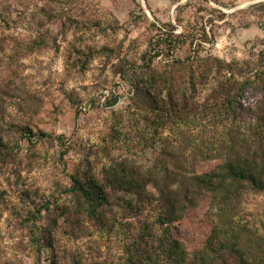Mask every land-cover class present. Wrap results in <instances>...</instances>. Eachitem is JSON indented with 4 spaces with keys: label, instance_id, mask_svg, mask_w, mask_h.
I'll use <instances>...</instances> for the list:
<instances>
[{
    "label": "rangeland",
    "instance_id": "374dc122",
    "mask_svg": "<svg viewBox=\"0 0 264 264\" xmlns=\"http://www.w3.org/2000/svg\"><path fill=\"white\" fill-rule=\"evenodd\" d=\"M263 43L264 0H0V146L8 143L9 151L4 157L0 148V264H127V246L156 215L154 182L146 191L154 205L142 211L137 195L104 186L110 203L104 219L119 227L110 233L77 207L74 175L104 184L106 169L125 160L151 181L167 167L179 185L224 161L256 160L264 147V108L256 104L219 123L224 73L184 86L179 117L157 133L160 102L137 83L189 55L256 67ZM236 71L240 80L247 75L246 66ZM255 98L247 88V101ZM17 125L30 132L21 134ZM210 200L202 191L169 224L190 252L212 230ZM228 203L264 238V192ZM159 232L154 224L147 249L156 247ZM32 233L38 239L50 233L52 247L34 243ZM219 264L239 263L225 254Z\"/></svg>",
    "mask_w": 264,
    "mask_h": 264
},
{
    "label": "trees",
    "instance_id": "16d2710c",
    "mask_svg": "<svg viewBox=\"0 0 264 264\" xmlns=\"http://www.w3.org/2000/svg\"><path fill=\"white\" fill-rule=\"evenodd\" d=\"M35 44L43 43L42 40H36ZM152 58L150 56L146 61L151 62ZM257 63L254 67L255 64L251 65L249 62L228 63L212 56L196 58L189 55L186 60L173 59L142 75L138 79L137 90L150 95L153 102H160L157 105L161 115L156 117L154 132L157 133L158 128L179 117V107H183L181 94L185 91L182 88L194 85L199 76L225 74L219 84L222 93L219 123L223 124L222 118L227 120L232 113L250 109L256 104L264 108V43ZM242 66L247 67V75L240 80L236 76V68H243ZM177 72L179 74L175 75ZM247 88L257 93V98L251 102L246 99ZM153 112L159 113V110L154 109ZM15 128H18L21 134L30 132L24 125H17ZM41 135L49 136L44 132H41ZM50 136L62 144L61 136ZM7 146L8 143H2L0 146L4 148L1 150L4 157L9 153L6 151ZM255 157L256 160L224 161L202 174L185 176L178 181L179 185L174 184L177 173L167 167H161L151 181L138 168L124 160L106 169L104 184L91 176L74 175L71 177L70 190L79 209L87 212L88 217L101 230L114 233L119 229L115 221L107 223L104 219V211L110 205L104 186L137 195L141 199L137 208L142 211L145 205L149 207L154 205L146 192L147 185L154 182L159 191L156 205L153 207L156 215L154 221L144 222L143 231L138 239L127 246L125 250L127 264H219L225 254L233 256L239 264H264V238L254 236L250 224L228 210L230 200L237 199L249 191L264 192V147L255 153ZM150 176L152 178L153 173H150ZM167 180L169 183L164 184ZM202 191L211 195L206 216L213 226L205 245L190 252L180 240L172 236L169 224L178 220L181 212L193 204L194 198ZM41 212L42 209H37L38 216ZM30 217L37 220L34 214ZM154 224L160 229V232L155 234L156 247L147 249L146 247H151L147 246L150 244L149 240L154 238ZM31 239L36 244L41 242L40 246L43 247H52L53 244L50 233H44L41 239L32 233ZM50 264L58 263L53 259Z\"/></svg>",
    "mask_w": 264,
    "mask_h": 264
}]
</instances>
